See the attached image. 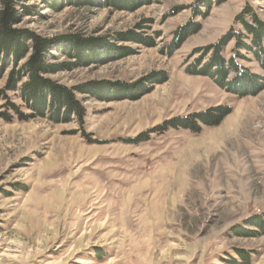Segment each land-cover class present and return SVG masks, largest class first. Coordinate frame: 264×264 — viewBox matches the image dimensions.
Here are the masks:
<instances>
[{
  "label": "rangeland",
  "instance_id": "obj_1",
  "mask_svg": "<svg viewBox=\"0 0 264 264\" xmlns=\"http://www.w3.org/2000/svg\"><path fill=\"white\" fill-rule=\"evenodd\" d=\"M24 3L37 14L17 26L55 45L84 42L87 59L62 44L48 60L60 66L42 75L80 88L86 116L47 94V110L36 111L6 90L13 65L1 69L0 264H227L238 249L264 264V231L254 224L264 221V85L239 96L186 71L247 5L264 20V0H145L135 10ZM193 22L198 31L170 48ZM131 31L155 44L120 40ZM241 63L264 75L256 57ZM218 105L232 107L218 125L128 141Z\"/></svg>",
  "mask_w": 264,
  "mask_h": 264
},
{
  "label": "trees",
  "instance_id": "obj_2",
  "mask_svg": "<svg viewBox=\"0 0 264 264\" xmlns=\"http://www.w3.org/2000/svg\"><path fill=\"white\" fill-rule=\"evenodd\" d=\"M59 1L63 2V0H42V2L52 7L62 3ZM68 1L83 6L101 4V6H109L120 10H135L145 3V0ZM24 2L25 0H0V71L3 67L5 68L10 64L13 65V69L7 79L6 90H18L21 94H19V97L22 98L27 106L29 104L36 111L40 110L42 112L47 110L46 108L49 106L44 98L47 94L46 99L49 97L55 103V107L60 106L69 115L74 114L83 121L86 116V109L77 97V92L80 91V88L64 85L56 79L43 77L42 74L53 72L60 66L59 64L51 65L48 60L53 54L51 52L62 46V44L66 47V51H69L68 54L70 51L76 50L79 58L87 59V55L83 51L84 42L81 41V38H76V40L67 39L61 44L55 45L54 40L31 29L17 26L16 24L22 20L25 14H37L35 8L38 7L26 5ZM234 23L242 27L236 28L235 25H232L217 42L196 49L191 56L197 55V57L190 61L186 71L190 74L210 76L224 89L239 96H245L254 93L256 89L264 85V75L254 73L241 63L242 60L248 59V55H251L256 57L259 65L264 67V20L258 16L251 5H247L235 18ZM199 27V23L193 22L189 27L184 28L182 26L178 28L176 31L178 34L173 36L169 47L172 49L177 48L189 34L197 32ZM121 36L122 39L120 38V40L122 41L129 40L148 46L155 44L154 38L145 37L143 33H136V31H131L127 35ZM232 41L234 45L228 50L227 46ZM64 46L61 48H64ZM124 49L128 50L126 55L131 54L127 47H124ZM227 52H230V54L226 55ZM23 59L25 60L23 61ZM19 65L20 67L17 68ZM18 84L20 85L18 86ZM41 94H43V100L40 99ZM13 108L17 110L19 116H22L21 118L32 117L28 113L18 111L16 105ZM231 112V106L218 105L187 116H178L167 120L159 128L150 129L139 137L129 138L128 141H144L150 138L151 132L167 130L170 127L185 128L199 132L202 124L207 126L218 125ZM254 224L260 231H264V221L260 217L256 218ZM235 231L241 235L247 234L243 229ZM236 254L238 258L234 257L224 261L227 264H253L252 252L248 253L247 256L244 251L238 249Z\"/></svg>",
  "mask_w": 264,
  "mask_h": 264
},
{
  "label": "bare ground",
  "instance_id": "obj_3",
  "mask_svg": "<svg viewBox=\"0 0 264 264\" xmlns=\"http://www.w3.org/2000/svg\"><path fill=\"white\" fill-rule=\"evenodd\" d=\"M56 193H57V191H55L54 194H55V195H58V193H57V194H56ZM57 197H58V196H57Z\"/></svg>",
  "mask_w": 264,
  "mask_h": 264
}]
</instances>
